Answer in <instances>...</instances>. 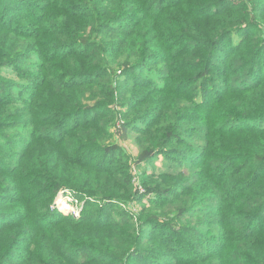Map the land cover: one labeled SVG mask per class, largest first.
Returning <instances> with one entry per match:
<instances>
[{
    "label": "trees",
    "instance_id": "obj_1",
    "mask_svg": "<svg viewBox=\"0 0 264 264\" xmlns=\"http://www.w3.org/2000/svg\"><path fill=\"white\" fill-rule=\"evenodd\" d=\"M8 1L0 0V127L23 116L34 132L13 166L0 135V264H151L158 247H143L147 225L166 247L164 234L201 240V253L172 264H264V0H44L36 11ZM156 62L178 67L173 88L135 77ZM30 63L32 72L21 66ZM23 69L30 97L18 104L1 73ZM176 87L199 90L202 115L192 111L201 109L195 93L189 110L171 99ZM137 122L145 126L133 164L161 154L192 171L148 192L157 207L146 215H110L135 195L130 157L106 159L120 150L109 140L128 139ZM197 122L198 153L180 137ZM62 192L81 202L79 214L53 207ZM197 202H212L211 217L190 226Z\"/></svg>",
    "mask_w": 264,
    "mask_h": 264
},
{
    "label": "rangeland",
    "instance_id": "obj_2",
    "mask_svg": "<svg viewBox=\"0 0 264 264\" xmlns=\"http://www.w3.org/2000/svg\"><path fill=\"white\" fill-rule=\"evenodd\" d=\"M9 5H15L16 8L14 10L26 11V8L29 7L30 9L36 11L43 3L44 0H21V4H14L12 0H9ZM10 17L11 21H14L10 15H7ZM28 20L22 18L20 20V25L27 24ZM239 33V34H238ZM238 35H242L243 32H238ZM54 40V39H53ZM55 54H61L63 52H60L59 49H56L53 51ZM58 56V55H57ZM32 59H35L38 61L40 58L38 56L33 55ZM157 63V62H156ZM25 69H28L29 72H32L36 69V66H33L32 63L30 65H21ZM178 67H171V69L168 71L166 64H153L151 66H145L140 67L138 69H135L133 73L136 75L135 77H138L139 79H142L144 83H150L153 88L157 87H163L168 86L169 88H173L168 84L169 76L177 70ZM19 73V77H17L15 74H13V71H7L2 72L1 77L6 83L13 82L14 86H6L4 85L1 89L3 92L6 93V91H9L10 93H13V95L20 98V102L18 104H23L24 101H27L30 97V94L28 93L29 87L28 85H25L26 83H29L28 81H24L26 79H22V76L24 73L23 70L15 71ZM29 88V89H28ZM199 90L197 88H194V91H190L189 89L179 88L176 87L173 92H169V95L172 99V97L175 98L176 102L179 104V106L185 108L190 107V103L185 100L186 97L191 98L192 93H195L193 95V100H197L198 104L201 105V109L194 107L192 108V111L200 116L202 115V107L206 106V103L203 102L202 98L198 96ZM4 96V93L2 94ZM173 95V96H172ZM19 108L18 106H12V108ZM21 107V106H20ZM127 110L126 104H124L121 107V116L124 111ZM189 110V108H188ZM96 114V112H89V111H83L79 113V117H87L91 116L93 114ZM123 119H128V117H122ZM10 124H6V126L0 127V135L5 136L6 139H8V143L4 144V148L6 150V156H1L6 163V166H13L16 163V159L18 156L22 154V149L26 146L27 142L32 140V134H33V128L29 126L23 116L20 118H13L10 120ZM134 122V120H133ZM118 125L120 124V121H117ZM140 122H137L135 127L129 129L128 131V139H124L118 142L115 141V138L112 137L110 139V144H114V142L118 143L120 150L111 151V154L106 156V159L111 157L116 159L119 154L125 152L128 157H130V164L131 165V171H132V181H133V187L132 192L135 196L128 201V203L121 204L119 208L109 206L108 212L110 215L117 214L116 211L119 209H129L135 214H141L142 212L146 215L147 212L150 209H154L155 206L151 200V196L148 195V192L152 193L155 192L158 188H166L167 182L171 180V174H177L183 172L185 176H189L192 170L188 168L187 161L176 160L175 162H170L169 159H166L164 155H158L153 157L150 160L143 161L140 164H133V162L138 158V154L140 153V148L135 140L136 135H138L141 128L145 126V124H139ZM199 122L197 123H189L186 127V130L181 134V140L188 143L190 146L189 149L195 150L197 153L201 151V145L204 142L203 137L198 136L197 134V128L199 126ZM42 134H45L46 132H40ZM112 133V132H111ZM113 135V134H112ZM180 140V141H181ZM5 142V141H4ZM108 143V141H106ZM181 144H174V146H178ZM92 154H98L97 152H90ZM124 154V153H123ZM53 207L58 208L61 212H72L74 214H79L81 211V202L73 200L72 194L70 192H62L59 194L57 200L54 201ZM171 211L173 215L176 214V212L172 211L171 207L167 208ZM213 210L212 202H197L194 205V210L192 212H189L186 215H194L193 219L191 220L190 226H194L197 221H203L209 217H211V212ZM115 212V213H114ZM189 216H185V220H176L173 221L174 223H181L183 221L185 224H187L186 218ZM262 221V219L260 220ZM145 233H149L151 235V241L148 243H143V247H147L149 249H153V247L157 248V253L153 254L151 253L148 255V259H152L151 264H168L171 262H180L182 258H185L187 255L192 254V251L200 252L203 250L201 248L202 242L201 240H183L191 238V235H188L186 238H173L172 236H169L167 234H164V239L168 243L167 247L164 244H160L156 241H154V237L156 234L155 226L147 225L143 228ZM203 232L206 234L208 229L207 227L202 228ZM213 232L216 233V228H213ZM161 251L162 254L160 253ZM133 264H138L134 262Z\"/></svg>",
    "mask_w": 264,
    "mask_h": 264
}]
</instances>
